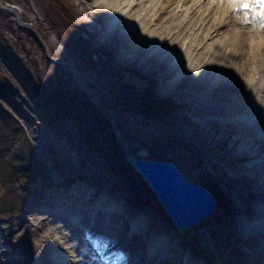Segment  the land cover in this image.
Here are the masks:
<instances>
[{
	"label": "rangeland",
	"instance_id": "obj_1",
	"mask_svg": "<svg viewBox=\"0 0 264 264\" xmlns=\"http://www.w3.org/2000/svg\"><path fill=\"white\" fill-rule=\"evenodd\" d=\"M82 1L0 0V44L6 50L9 47L14 59L13 67L8 69L0 58V87H5L6 93L0 105V223L7 222L5 228L14 230L16 227L10 222L19 220L30 202L38 199L42 204V198L52 189L69 190L82 181L95 184L101 181L110 195L127 194L130 183H139V192L136 190L134 195L141 193L143 199L139 198L138 202L141 205L143 202L157 203L155 198H150L146 183L125 158L123 142L127 141L131 152L145 148L148 157L171 159L187 178L208 187L217 200L213 213L199 223L200 227L189 228L187 236H178L188 241L187 251L192 257H202L216 250L223 259L235 236L228 230L235 227L236 221H229L226 226L220 222L227 217L231 203L240 197V178L260 174L253 183L261 184L264 180V128L248 129L246 126L264 119V71L259 73L253 66L257 63H250L252 79L235 103L214 92L205 93L212 90L211 82L197 84L200 89L193 93L170 90L168 82L161 79L164 71L156 66L161 56L169 51L183 54L186 44L203 33L202 28L197 27L199 19L188 32L180 31L179 26L188 20V11L194 9L187 8L184 17L175 18L172 13H180L182 0H171L169 10L162 8L161 19L149 21L145 26L151 37L149 49L156 47L162 55L154 58L137 49L131 51L130 58L124 59L121 57L123 45L117 39L123 33L122 27L116 26L120 28L118 35L114 29L104 33L96 28L113 15L124 18L128 13L135 16L129 21L133 26L145 13L151 14L150 17L157 15L159 12H154L153 6L160 8L164 0ZM212 1L216 2L195 0L193 17H204ZM99 3L103 6L100 19L91 12ZM203 3H208V7L202 6ZM178 20L181 24L177 26ZM243 23L249 25V22ZM160 32L168 34L159 38ZM212 36L190 49L186 65L192 66L203 46L205 52L203 60L202 55L198 57V67L201 65L207 70L205 60L212 53L210 59L215 66L220 63L218 69L235 71L242 59L235 55L223 66L228 47L224 46L219 34ZM164 60L162 68L167 65ZM256 67L263 68L264 60ZM185 73L186 70L181 75ZM187 73L195 75L194 70ZM145 90L155 98H166L171 108H164L157 115L144 112L141 105L145 102ZM231 104L244 109L234 114L223 113ZM115 128L120 137L115 135ZM83 163L89 167L84 168ZM98 163L109 172L106 176L95 167ZM28 167V176L23 177ZM234 180L239 181L235 184ZM250 206L262 210L264 201L259 199ZM59 210H56L58 215L42 214L30 223L40 234L53 233L54 228L69 223L64 212L70 211L63 207ZM164 218L156 219L160 228H166ZM41 219H44L43 225H39ZM73 224L76 232L85 233L80 222ZM21 229H15L14 234L10 232L11 236L1 241L8 240L9 244L10 240H17L14 235ZM2 232L5 229H0ZM224 232L228 233L226 237ZM27 235L30 239L31 234ZM83 239L99 252L86 235ZM74 254L71 249L48 248L39 252L38 257L47 264L58 260L62 264ZM11 256L7 264H13L14 257L19 262L26 261L25 255L18 257L17 251ZM99 257L100 262L107 264L102 255ZM14 264L19 263L15 260Z\"/></svg>",
	"mask_w": 264,
	"mask_h": 264
},
{
	"label": "bare ground",
	"instance_id": "obj_2",
	"mask_svg": "<svg viewBox=\"0 0 264 264\" xmlns=\"http://www.w3.org/2000/svg\"><path fill=\"white\" fill-rule=\"evenodd\" d=\"M170 1L164 0V4L160 8L153 6L154 12L157 11L159 13L152 17H150L151 14L145 13V15L138 18L133 26H130L129 21L135 16L133 13H128L129 17L126 15V18H119L118 14L113 15L105 24H100L96 29H102L104 33L106 31L111 32L114 29V33L117 34L120 28L116 26L122 27L123 33L120 39L117 38L118 34L115 36L123 45L121 57H124V59L130 58L132 56L131 51H136L137 49L144 50L148 56L151 55L157 58L156 55H162V51H158L156 47L149 49L148 46L152 43L148 41H150L149 38L151 37L147 35L149 29L147 30L145 26L149 21H159L162 16L160 14L162 13V8L166 7L163 9L169 10V4L172 3ZM242 1L254 3V0H216V2L212 1L209 4L210 8L208 7V3H203L202 6L208 7L207 13L204 17L198 15L197 18H194L196 10L195 0H182L181 6H183V9L181 8L180 13L173 11V16L178 18L184 17L185 9L187 12L189 8H193L194 10L188 11V15H186L188 19L186 23L181 25L182 27L179 26L180 31L186 30L188 32L189 29L196 25L199 19L197 27H201V32L203 33H200L196 40L194 37L186 44L183 54H176L172 50L161 56L160 64L156 67L164 71L161 72V79L168 82L170 90H186L193 93L195 90L200 89L198 85L209 84L211 82L213 85L212 90H206L204 91L205 93L210 95L214 92L226 100H233L235 103L241 98L239 93L243 89H247L248 82L252 79L250 78L252 73L249 74L251 70L250 63H257L253 66L255 69H258L259 73L264 71V67L260 69L256 67L260 60H264V19L256 14L260 11L259 8H238V4ZM188 2L191 3L190 6L187 5ZM233 6H237L236 10H233ZM102 7L99 3L91 11L92 13L94 12L95 17L98 19L102 18ZM213 15L215 16L213 17ZM183 17L180 18V22ZM180 22L178 20L177 26L181 24ZM188 22L191 23L190 26L187 24ZM243 22H249L250 26L244 25ZM196 29L195 32L193 31L194 35H197ZM167 34L168 32H160L157 36L163 38ZM218 34L223 40L224 46L228 47L227 54L224 56L223 66L228 63L230 58L233 59L235 55L242 59L238 63V66L235 67V71L231 70V68L218 69L220 63L217 62L216 66L214 65L210 59L212 53H209L205 60L206 65H208L207 70H204L201 65L198 67V60L200 58L203 60L202 54L205 52V47L203 46L197 52L192 66L190 64L186 65L191 55L190 49L192 47L195 49L201 42H206V38H213L212 35ZM209 49H207L206 53ZM133 56L135 55L133 54ZM199 56L201 57L198 59ZM165 57H168V59ZM137 58L141 59L140 57ZM163 59H165L163 62L167 65L162 68L163 63L161 64V61ZM185 70L186 73L181 75ZM193 70L195 75L187 73ZM203 74L204 77H201ZM239 79H241L240 82H238ZM262 96L264 97V93ZM243 109L241 105L231 104L225 108L223 113L234 114ZM255 110L258 111L259 108ZM246 126L248 129H253V127L264 128V119L253 121V123ZM124 146L128 152H131V145L127 141L124 142ZM132 154L136 156L135 153L132 152ZM83 166L84 168L89 167L86 163H83ZM95 167L100 171L101 175H107L108 171L101 164L98 163ZM259 178L260 174H248L240 178V182L242 183L240 197L237 202L231 203L227 217L220 222L222 226H226L229 221H236L235 227L228 230V232L233 231L235 236L232 241V247L228 249L223 259L216 250H211L202 257H192L187 251L188 241L176 235V228L169 217L162 211L160 204L158 202H143L141 205L138 202L139 198L143 199L141 193H137L136 196L134 195L136 190L139 192V183L137 184L135 181L130 180V182H135L136 184L130 183L128 185L127 194L110 195L109 189L103 188L101 181L98 184L82 181L78 186L74 185L69 190L67 188L52 189L42 198V204L39 203L38 199L30 202L19 220L10 222V225H15L16 230L22 228L20 233L14 235L17 240H10L9 244L8 240L3 243L1 239L11 236L10 234L15 229L9 230L5 228L7 226L5 223L7 222L0 223V229H5V232L0 233V242H2L0 245V258L6 257L5 259L1 258L0 264H7L10 259L9 257H12L11 255L14 251H17L18 257L19 254H24L26 261L19 262V259L14 257L12 260L13 264L15 260L19 264H47L46 260L43 261L38 256L39 252L48 248L55 249V251L57 249L64 251L71 249V251L75 252L74 256H71L67 263L62 264H103L100 262L99 255L106 258L107 264H111L113 261L116 264H184L179 257L185 258L186 264H264V208L262 210H255L250 206V204L255 203L259 199L264 201V180L261 184L253 183L254 180ZM239 180H234V183L236 184ZM146 191L148 194L151 193V199L155 198L149 188ZM58 203L60 204L58 205ZM137 203L139 207L136 208L135 205ZM51 205L57 207L53 209ZM62 207L70 211H63L69 223L65 222L63 226L54 228L53 233L49 231L40 234L31 225L30 221L42 214H48V216L52 217L58 215L56 210ZM160 211L163 212L162 216ZM60 212L62 213L59 210ZM238 213H240V216H237ZM159 217L164 218L166 228L165 226L160 228V225L156 221ZM43 220L39 221V225L44 224ZM79 222L84 226L85 233H79L73 229L75 227L73 223ZM200 222L195 224V226L200 227ZM261 223H263L262 226ZM173 230L174 232H172ZM187 230L178 232V234L187 236ZM27 234H31L30 239ZM83 234L94 243L99 252H96L89 242L83 239ZM227 234L224 232L225 237ZM177 240L179 241L177 242ZM7 247L9 248L8 251ZM192 247L193 245L189 247V252H191ZM51 264H59V260L51 262Z\"/></svg>",
	"mask_w": 264,
	"mask_h": 264
},
{
	"label": "water",
	"instance_id": "obj_3",
	"mask_svg": "<svg viewBox=\"0 0 264 264\" xmlns=\"http://www.w3.org/2000/svg\"><path fill=\"white\" fill-rule=\"evenodd\" d=\"M114 133L120 137L116 128ZM125 154L127 162L153 192L162 211L173 223L177 236H182L178 232L207 218L215 208L217 200L208 187L203 183L190 181L173 160L148 157L145 148L137 149L136 156L126 148ZM179 258L186 264L185 258Z\"/></svg>",
	"mask_w": 264,
	"mask_h": 264
},
{
	"label": "trees",
	"instance_id": "obj_4",
	"mask_svg": "<svg viewBox=\"0 0 264 264\" xmlns=\"http://www.w3.org/2000/svg\"><path fill=\"white\" fill-rule=\"evenodd\" d=\"M72 21V20H70ZM70 25L71 22H70ZM9 49V47H8ZM7 49V50H8ZM7 50L5 48L2 47V45L0 44V58L3 60V62L5 63V66L9 69L13 67L14 65V59L12 58V54L11 51ZM12 70V69H11ZM5 87H0V105L5 101L6 96H5ZM147 95V96H146ZM150 91L145 90V102L142 103L141 107L143 109L144 112L146 113H150V114H158L161 113V110H163L164 108H171V104L168 103V100L166 98H155L152 95L150 96ZM148 97V98H147ZM60 108H63L61 105H58ZM1 107V106H0ZM0 112H1V108H0ZM1 115V113H0ZM28 169H30L29 167L27 168V170L25 169L24 171V175H22L23 177H27L28 176Z\"/></svg>",
	"mask_w": 264,
	"mask_h": 264
},
{
	"label": "snow or ice",
	"instance_id": "obj_5",
	"mask_svg": "<svg viewBox=\"0 0 264 264\" xmlns=\"http://www.w3.org/2000/svg\"><path fill=\"white\" fill-rule=\"evenodd\" d=\"M238 8H243V9L259 8L260 11L256 14L259 15L262 19H264V0H254V3L240 2L238 4Z\"/></svg>",
	"mask_w": 264,
	"mask_h": 264
}]
</instances>
